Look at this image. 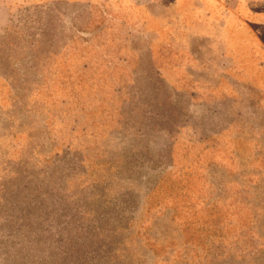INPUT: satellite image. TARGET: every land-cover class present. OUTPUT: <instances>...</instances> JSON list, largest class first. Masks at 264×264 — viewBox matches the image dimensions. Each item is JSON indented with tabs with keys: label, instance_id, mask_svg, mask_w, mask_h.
Masks as SVG:
<instances>
[{
	"label": "rangeland",
	"instance_id": "obj_1",
	"mask_svg": "<svg viewBox=\"0 0 264 264\" xmlns=\"http://www.w3.org/2000/svg\"><path fill=\"white\" fill-rule=\"evenodd\" d=\"M232 2L225 38L188 0L14 14L0 264H264V0Z\"/></svg>",
	"mask_w": 264,
	"mask_h": 264
},
{
	"label": "crops",
	"instance_id": "obj_2",
	"mask_svg": "<svg viewBox=\"0 0 264 264\" xmlns=\"http://www.w3.org/2000/svg\"><path fill=\"white\" fill-rule=\"evenodd\" d=\"M181 0H0V46L5 36L11 31L14 14L32 7H46L48 4H83L94 10L97 4H101L108 16L118 13L117 18H121V11L127 7H133L136 11H147L149 5L159 4L167 9L179 7ZM190 8L188 11L182 10L179 15L180 20L185 24V15H192L193 19L189 26L188 33L198 35H221L223 38L231 34L230 23L235 17L237 9L232 0H214L215 12L212 14L206 3L208 0H188ZM117 7V8H116ZM115 8L117 12H115ZM111 12V13H110ZM113 18L114 16L111 15ZM139 20V19H138ZM224 24V25H223ZM229 24V26H228ZM153 32V31H150ZM187 31H185L186 33Z\"/></svg>",
	"mask_w": 264,
	"mask_h": 264
}]
</instances>
